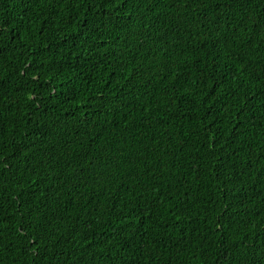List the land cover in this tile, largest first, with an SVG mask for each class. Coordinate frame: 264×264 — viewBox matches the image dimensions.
<instances>
[{
	"label": "trees",
	"instance_id": "trees-1",
	"mask_svg": "<svg viewBox=\"0 0 264 264\" xmlns=\"http://www.w3.org/2000/svg\"><path fill=\"white\" fill-rule=\"evenodd\" d=\"M0 264H264V0H0Z\"/></svg>",
	"mask_w": 264,
	"mask_h": 264
}]
</instances>
